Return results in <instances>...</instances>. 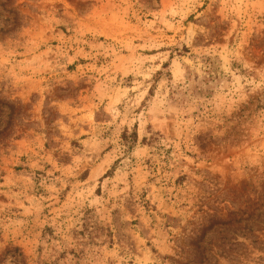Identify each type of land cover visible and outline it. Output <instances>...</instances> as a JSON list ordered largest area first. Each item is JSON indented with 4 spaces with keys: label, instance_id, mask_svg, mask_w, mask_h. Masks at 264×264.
Instances as JSON below:
<instances>
[{
    "label": "rangeland",
    "instance_id": "1",
    "mask_svg": "<svg viewBox=\"0 0 264 264\" xmlns=\"http://www.w3.org/2000/svg\"><path fill=\"white\" fill-rule=\"evenodd\" d=\"M0 27V264H264V0H0Z\"/></svg>",
    "mask_w": 264,
    "mask_h": 264
},
{
    "label": "trees",
    "instance_id": "2",
    "mask_svg": "<svg viewBox=\"0 0 264 264\" xmlns=\"http://www.w3.org/2000/svg\"><path fill=\"white\" fill-rule=\"evenodd\" d=\"M10 11H12V10H10ZM0 32H5L4 27H0ZM1 103H3V102H0V105H2Z\"/></svg>",
    "mask_w": 264,
    "mask_h": 264
}]
</instances>
